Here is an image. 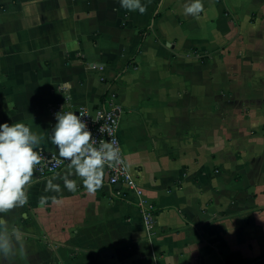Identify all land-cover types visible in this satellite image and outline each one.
I'll use <instances>...</instances> for the list:
<instances>
[{"label":"crops","instance_id":"1","mask_svg":"<svg viewBox=\"0 0 264 264\" xmlns=\"http://www.w3.org/2000/svg\"><path fill=\"white\" fill-rule=\"evenodd\" d=\"M186 2L142 0L140 14L119 0H0V123L24 122L58 156L51 109L115 94L141 191L110 185L107 166L94 194L75 176L63 187L68 165L36 172L5 216L25 254L4 264H264V0H201L195 17ZM55 173L59 193L46 190Z\"/></svg>","mask_w":264,"mask_h":264},{"label":"clouds","instance_id":"2","mask_svg":"<svg viewBox=\"0 0 264 264\" xmlns=\"http://www.w3.org/2000/svg\"><path fill=\"white\" fill-rule=\"evenodd\" d=\"M119 3L127 11H138L140 14L146 11L142 0H119ZM202 10L201 0H188L183 14L195 17ZM64 109L62 105L54 113L55 123L47 137L51 145L55 146L59 159L68 165L63 176V187L75 192L77 182L70 179L75 176L82 181L87 193L94 194L104 186L105 166L121 163L120 149L111 140L98 148L94 147L93 132L85 117ZM42 139L24 122L0 123V264L25 254L24 233L19 227L6 223L5 216L28 203L27 189L36 178L35 173L41 170ZM50 162H54V159ZM59 177L60 174L55 173L47 179V191L60 192V185L54 183ZM51 202L61 203L55 196Z\"/></svg>","mask_w":264,"mask_h":264},{"label":"built area","instance_id":"3","mask_svg":"<svg viewBox=\"0 0 264 264\" xmlns=\"http://www.w3.org/2000/svg\"><path fill=\"white\" fill-rule=\"evenodd\" d=\"M60 109L61 108L58 107L51 109V114L54 115V113ZM70 111L81 113L88 121L89 128L93 132V139L95 140L94 147L98 148L102 143L111 140L120 149L121 163H113L111 167L106 165L109 171L108 183L112 186H127L140 194L141 191L136 186L134 177L129 169L127 160L122 150V143L119 135V117L122 112V107L119 105L116 95H109L104 104L95 108L80 106ZM41 158V170L38 172L41 175L56 172L67 165V163L59 159L55 153H45L41 155ZM53 159L54 162H50ZM147 217L148 216L145 215L146 221L150 222V219Z\"/></svg>","mask_w":264,"mask_h":264}]
</instances>
